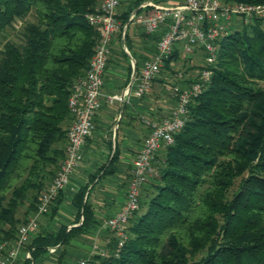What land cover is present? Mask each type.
Segmentation results:
<instances>
[{
    "label": "trees",
    "instance_id": "16d2710c",
    "mask_svg": "<svg viewBox=\"0 0 264 264\" xmlns=\"http://www.w3.org/2000/svg\"><path fill=\"white\" fill-rule=\"evenodd\" d=\"M101 2L0 0V243L16 239L65 157L68 99L98 38L86 17ZM136 4L121 2L127 7L117 17L120 30ZM161 33L142 36L156 44ZM217 45L210 80L190 103L173 144L162 146L164 157L141 188L124 244L115 255L111 238L110 256L96 257L100 264H264V19H236ZM177 51L163 68L171 67ZM84 193L74 199L80 226L30 238L33 262L48 247L94 227ZM60 200L61 193L50 210Z\"/></svg>",
    "mask_w": 264,
    "mask_h": 264
},
{
    "label": "built area",
    "instance_id": "2783aa9c",
    "mask_svg": "<svg viewBox=\"0 0 264 264\" xmlns=\"http://www.w3.org/2000/svg\"><path fill=\"white\" fill-rule=\"evenodd\" d=\"M121 1L102 0L95 12L86 17L89 25L96 28L98 38L87 70L74 83L68 99L72 122L67 130L65 157L53 180L40 194L36 210L26 223L19 226L16 239L11 243H0V264H22L23 261L34 264L33 249L27 248L29 240L37 233L41 218L48 214L54 200L80 167L84 143L94 130V116L103 103L119 101L124 104L131 97L143 98L174 49L186 54L202 50L206 55V63L212 65L217 59V41L236 19L243 24L264 19V4L225 3L222 0H183L175 4L156 5L151 14L132 12L128 21L141 26L146 34L162 33L156 41L155 53L142 64L137 74L130 75L125 87L118 93L103 96V76L108 65L110 46L121 31L117 19ZM210 77L211 71L203 70L199 78L185 88L165 85V89L174 97L175 106L168 116L159 121L143 120L149 131L132 160L122 206L103 223L110 239L103 246L94 243L87 257L71 264H90L97 256L109 257L111 238L116 242L114 254L117 255L127 238L128 222L139 208L141 188L151 176L156 175L153 166L155 153L163 145L171 144L174 134L184 127L190 103L202 93ZM49 251L53 252L54 248Z\"/></svg>",
    "mask_w": 264,
    "mask_h": 264
},
{
    "label": "crops",
    "instance_id": "0c3cea01",
    "mask_svg": "<svg viewBox=\"0 0 264 264\" xmlns=\"http://www.w3.org/2000/svg\"><path fill=\"white\" fill-rule=\"evenodd\" d=\"M123 1L125 5L137 2L132 12L151 14L156 5L175 4L183 0ZM126 7L120 6L117 17H120ZM118 21L120 23V19ZM130 26L132 29L129 31ZM126 33L131 49L125 43ZM143 33L145 31L141 26L127 20L120 33L113 38L109 62L103 76V96L120 92L128 77L133 73L137 74L142 64L155 53V44L144 38ZM132 39H135V43ZM166 84L169 83L161 81L158 76L149 92L141 99L131 97L124 104L119 101L103 103L94 116V130L84 143L80 167L62 191L55 212L49 210L41 218L37 232L42 235L56 234L61 228L68 232L71 228L80 226L83 221L82 212L79 213L74 206V199L80 190H85L83 202L89 206L96 224L71 237L66 244L59 243L48 247L47 252L39 256L34 264H58L60 261L61 264H71L77 259L87 257L94 243L106 245L111 236L103 228V223L122 206L132 160L149 131L143 120L159 121L168 116L175 106L174 97L165 89ZM108 166L112 167L113 173L104 176H101L102 172L98 174L102 167ZM93 176H96L94 180ZM50 248H54V251L50 252Z\"/></svg>",
    "mask_w": 264,
    "mask_h": 264
},
{
    "label": "rangeland",
    "instance_id": "374dc122",
    "mask_svg": "<svg viewBox=\"0 0 264 264\" xmlns=\"http://www.w3.org/2000/svg\"><path fill=\"white\" fill-rule=\"evenodd\" d=\"M125 3V1H121ZM120 8V6H119ZM118 8V9H119ZM118 11V10H117ZM119 22V21H118ZM20 29V24L15 27V30H9L8 31V37L12 38L17 30ZM132 29V26L129 27V31ZM2 37L0 38V48L2 47ZM133 43H135V39H132ZM137 41V40H136ZM206 55L202 53L200 50L193 52V53H182V52H176L175 57L173 59V65L171 67H168L167 69L162 68L159 75L160 80L164 82H168L169 85H177L180 86L181 83H185L187 81H195L199 78L201 75V71L203 70H209L212 65H208L206 63ZM201 69V70H200ZM260 87L264 90V82H259ZM185 87V86H184ZM173 141L171 144L172 145ZM164 149L161 147L160 150L155 153L153 158V166L156 170L158 169V160H161L164 157ZM24 209L20 211L23 212ZM103 246V245H102ZM101 259L94 258L91 260L90 264H100Z\"/></svg>",
    "mask_w": 264,
    "mask_h": 264
}]
</instances>
